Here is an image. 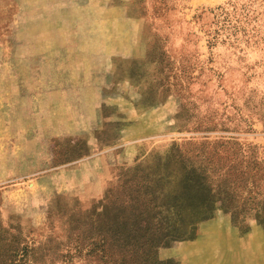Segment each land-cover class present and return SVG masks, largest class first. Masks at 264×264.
<instances>
[{
	"label": "rangeland",
	"instance_id": "obj_1",
	"mask_svg": "<svg viewBox=\"0 0 264 264\" xmlns=\"http://www.w3.org/2000/svg\"><path fill=\"white\" fill-rule=\"evenodd\" d=\"M129 236L264 264V0H0V264Z\"/></svg>",
	"mask_w": 264,
	"mask_h": 264
},
{
	"label": "trees",
	"instance_id": "obj_2",
	"mask_svg": "<svg viewBox=\"0 0 264 264\" xmlns=\"http://www.w3.org/2000/svg\"><path fill=\"white\" fill-rule=\"evenodd\" d=\"M96 238H87V244H74L72 251L66 252L65 255H61L59 262L62 264H73L75 261L83 260L87 264H144L146 263V258L142 255V248L145 249L154 242L148 238L137 240L133 236H129L127 244H123L122 241L126 238H119L115 240L113 237L95 240ZM120 243L122 250H111L117 248ZM95 244H100L101 250L95 252L92 246ZM107 247V248H106ZM81 248L85 249L82 252ZM144 249V250H145Z\"/></svg>",
	"mask_w": 264,
	"mask_h": 264
}]
</instances>
